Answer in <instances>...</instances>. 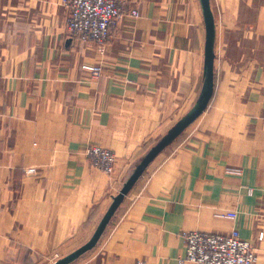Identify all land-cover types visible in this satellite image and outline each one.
Returning <instances> with one entry per match:
<instances>
[{
  "label": "crops",
  "instance_id": "0c3cea01",
  "mask_svg": "<svg viewBox=\"0 0 264 264\" xmlns=\"http://www.w3.org/2000/svg\"><path fill=\"white\" fill-rule=\"evenodd\" d=\"M121 1L140 16L124 18L100 52L67 35L65 0H0V264H47L85 244L135 165L202 91L200 0ZM210 3L208 108L71 264H194L179 260L184 233L234 227L264 264V0ZM91 145L114 150L111 175L88 160Z\"/></svg>",
  "mask_w": 264,
  "mask_h": 264
},
{
  "label": "built area",
  "instance_id": "2783aa9c",
  "mask_svg": "<svg viewBox=\"0 0 264 264\" xmlns=\"http://www.w3.org/2000/svg\"><path fill=\"white\" fill-rule=\"evenodd\" d=\"M65 29L67 35L82 43L96 45L100 52L109 44L112 32L126 17L138 18V8L129 7L121 0H65ZM83 71L92 77L102 73L101 65L84 63ZM94 168L105 172L113 170L115 154L109 148L89 146L85 150ZM35 175L36 169H28ZM262 238V236H260ZM185 255L180 262L194 264H255L256 248L242 238L237 228L227 233L199 230L184 233Z\"/></svg>",
  "mask_w": 264,
  "mask_h": 264
},
{
  "label": "water",
  "instance_id": "95a60500",
  "mask_svg": "<svg viewBox=\"0 0 264 264\" xmlns=\"http://www.w3.org/2000/svg\"><path fill=\"white\" fill-rule=\"evenodd\" d=\"M204 17L206 41L204 61V84L202 91L192 108L139 160L131 173L123 183L119 193L114 196L104 216L100 220L91 238L78 249L68 255L59 258L51 264H71L82 255L91 251L99 242L116 211L124 201L126 195L131 191L139 178L143 175L149 164L156 156L168 147L180 136L203 112L208 108L215 92V45H216V21L210 0H200Z\"/></svg>",
  "mask_w": 264,
  "mask_h": 264
},
{
  "label": "rangeland",
  "instance_id": "374dc122",
  "mask_svg": "<svg viewBox=\"0 0 264 264\" xmlns=\"http://www.w3.org/2000/svg\"><path fill=\"white\" fill-rule=\"evenodd\" d=\"M93 146H95V145H93ZM110 149V148H109ZM112 150V149H111ZM113 152H114V150H112ZM114 154H115V161H116V153L114 152ZM114 165H115V162H114ZM95 169H97V168H95ZM97 170H100V169H97ZM100 171H102V170H100ZM102 172H105V171H102ZM114 172V166H113V170L111 171V172H105V173H107V174H109V175H111L112 173ZM26 173H27V171H26ZM28 175V174H27ZM51 257H49L48 259H45V261H47V264L48 263H54L55 261H57L58 259H57V257H53V258H51ZM58 258H60V257H58ZM57 259V260H56Z\"/></svg>",
  "mask_w": 264,
  "mask_h": 264
}]
</instances>
